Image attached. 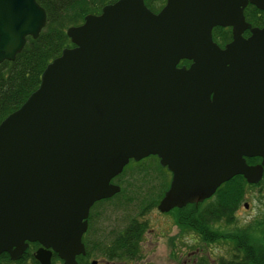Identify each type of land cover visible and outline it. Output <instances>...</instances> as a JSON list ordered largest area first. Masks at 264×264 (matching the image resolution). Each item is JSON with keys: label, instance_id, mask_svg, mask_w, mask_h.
Masks as SVG:
<instances>
[{"label": "water", "instance_id": "1", "mask_svg": "<svg viewBox=\"0 0 264 264\" xmlns=\"http://www.w3.org/2000/svg\"><path fill=\"white\" fill-rule=\"evenodd\" d=\"M248 3L264 10V0H166L156 12L143 0H113L66 26L72 45L0 120V250L15 245L18 254L38 240L75 264L90 204L119 190L110 178L130 158L155 154L171 171L160 211L202 201L235 174L256 183L264 21L245 20ZM45 21L36 0H0V61ZM216 25L230 27L221 46ZM182 58L187 67L176 65Z\"/></svg>", "mask_w": 264, "mask_h": 264}, {"label": "trees", "instance_id": "2", "mask_svg": "<svg viewBox=\"0 0 264 264\" xmlns=\"http://www.w3.org/2000/svg\"><path fill=\"white\" fill-rule=\"evenodd\" d=\"M45 10L46 21L36 37L26 35L22 48L11 60L0 61V120L11 110L16 108L39 82L40 73L45 64L60 53L64 46L72 45L65 33L67 22L77 24L82 21L87 12H98L101 6L113 0H36ZM149 6L150 0H144ZM245 20L251 24L261 25L264 21V10L248 3L243 8ZM231 37L229 26H213L212 39L218 44L228 41ZM186 60V59H181ZM155 156V155H154ZM258 156L246 157L247 162H256ZM142 159V158H141ZM156 159V156H155ZM140 160V159H139ZM140 167L132 170L131 174L138 177L146 176L148 167L139 163ZM123 171V170H122ZM118 176H123V172ZM264 179L263 173L259 181ZM258 181V182H259ZM246 184L241 174H235L221 182L214 192L201 202L186 203L176 207L174 216L180 225L196 227L204 240H215L217 237L230 241V256L219 257L215 264H264V221H256L259 229L246 228H216L214 223L222 220L224 223L232 218V211L243 198V189ZM256 184V183H254ZM162 190L155 195L150 206L157 203ZM119 192H122L120 190ZM117 192L112 197L118 199ZM205 202V203H203ZM146 205V204H145ZM143 223L131 218L128 223L113 237L124 239L140 237ZM212 227V228H211ZM202 263H204L202 261Z\"/></svg>", "mask_w": 264, "mask_h": 264}, {"label": "rangeland", "instance_id": "3", "mask_svg": "<svg viewBox=\"0 0 264 264\" xmlns=\"http://www.w3.org/2000/svg\"><path fill=\"white\" fill-rule=\"evenodd\" d=\"M68 25L72 24L67 22L66 26ZM139 163L144 168H146L145 165L148 167L146 176L138 177L136 174H131L135 166L140 167ZM122 170L124 174L120 180L123 182V189L117 194L118 199L111 197L110 200L107 199L100 203L102 204V215L98 221L102 228L105 231L112 227L116 228L123 220L121 216L124 214H126V218L130 216L136 218L144 226L140 238H142V244L146 250V257L150 258L151 264H188L181 261L186 251L194 247L188 241L187 226L176 224V219L171 218L173 212L159 213L160 210L157 209V206L149 207L155 195L168 183L167 171L158 164L155 157L149 156L137 161L128 160ZM129 196L132 200L126 201V197ZM245 201L248 203L247 207L243 206ZM259 220L264 221V179L257 181L256 184H246L243 189V198L232 211V218L228 223L218 220L214 226L219 229L249 226L250 230L259 229L262 231L263 227L260 224L257 227L254 224ZM230 244L231 242L224 237L195 243L196 246L201 247L199 253L203 256L209 254L214 262L219 257L224 259L230 256ZM181 247H183L182 251ZM180 252L182 255H179ZM203 259V262L207 263V258Z\"/></svg>", "mask_w": 264, "mask_h": 264}, {"label": "flooded vegetation", "instance_id": "4", "mask_svg": "<svg viewBox=\"0 0 264 264\" xmlns=\"http://www.w3.org/2000/svg\"><path fill=\"white\" fill-rule=\"evenodd\" d=\"M165 1L166 0H150L149 6H147L145 3L144 4L151 11L156 12L165 3ZM251 25H256V24H251ZM248 34H249V28H245L242 31V35L247 36ZM211 37H212V27H211ZM182 59H186V58H182ZM189 63H190L189 59H186L184 61L180 59L176 65L180 66L181 64H183L185 67H187ZM154 155L155 154H149L147 156L155 157L156 155L155 156ZM129 160H134V159L130 158ZM156 160L158 162L157 156H156ZM259 160L260 157L256 162H258ZM161 167L167 171L168 183H169L171 171L165 165ZM119 173H117L116 175L110 178V182L119 185V190L117 192L123 189V182L120 180L121 177L118 178L117 176L119 175ZM117 192L113 193L108 197H103L94 200L90 204L86 216V227L81 234V242H82L83 250L75 254L74 256L75 264H151L150 258L146 257V253H145L146 250H144L142 244V238L131 237V238L119 239L113 237V234L119 232L128 222V220L131 218V216L129 218L128 217L126 218V214L123 213L124 215L122 214L123 216H121L123 220L119 223V225L116 228L112 227L110 229H107L106 231L102 228L101 224L98 221L102 215L101 214L102 204H100L101 201L107 199L110 200V198L113 195H115ZM128 200L129 201L132 200L130 196L126 197V201ZM188 203H195V202H188ZM156 205L157 203L154 204V206ZM176 207L177 206H174L166 211H159V213L173 212L174 214ZM173 214L171 215V218H173V220L176 219L175 220L176 222L175 221L174 222L177 224L178 223L177 217H175ZM178 225L180 224L178 223ZM187 229H188V241H190L191 244L194 245V247L186 251V253L184 254V258H182L181 261L183 263L187 262L188 264H208V260H209V264H215V262L212 261V259L209 257V254H205V256H203L201 253H199L201 247L195 245L196 242L205 241L201 238L198 229L196 227H190V226H187ZM14 248L15 245H12L9 248V250H0V264H64V260L59 256L56 250H54L50 246H44L38 240H27V239L24 240L23 249L16 248L15 250V253H17L16 251H19L18 254H12L13 253L12 250ZM182 249L183 247H181L180 250L182 251ZM179 255H182V253L180 252ZM203 258L205 259L207 258L206 259L207 263L205 262L202 263V261L204 260Z\"/></svg>", "mask_w": 264, "mask_h": 264}]
</instances>
